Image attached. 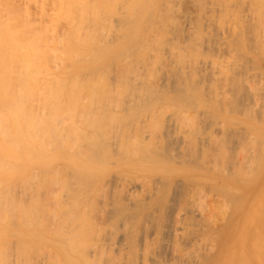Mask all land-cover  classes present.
I'll return each instance as SVG.
<instances>
[{"label": "bare ground", "instance_id": "bare-ground-1", "mask_svg": "<svg viewBox=\"0 0 264 264\" xmlns=\"http://www.w3.org/2000/svg\"><path fill=\"white\" fill-rule=\"evenodd\" d=\"M109 1L0 0V264H264V0Z\"/></svg>", "mask_w": 264, "mask_h": 264}, {"label": "rangeland", "instance_id": "rangeland-1", "mask_svg": "<svg viewBox=\"0 0 264 264\" xmlns=\"http://www.w3.org/2000/svg\"><path fill=\"white\" fill-rule=\"evenodd\" d=\"M119 1V0H118ZM118 1H116L117 2V4H115L114 5V7L115 8H119V6L120 7H123L122 5H121V2H120V5H118ZM172 1V0H171ZM178 1V2H177ZM189 1V2H188ZM198 1L199 0H176V2L178 3V5H177V3L175 2V0H174V2H173V7L172 8H178L177 10L175 9H173L172 10V12H171V14H170V17H169V23H171L172 21H173V23L175 22V24H173V23H171V26L169 25V31H170V28H171V30H173L174 29V31H171L172 32V34H173V37H174V39L176 38V39H180L179 41L181 42L182 40H184L185 39V36L184 35H186L187 34V32L191 29V27H192V25H193V23H194V21H195V18H196V12H197V6H198ZM183 2V3H182ZM113 3H115V1L113 0V2H112V0H111V2L109 1V4H108V7L109 6H112L113 5ZM180 3L182 4V5H180ZM110 4H112V5H110ZM116 5H118L117 7H116ZM171 5V6H172ZM175 6V7H174ZM178 6V7H177ZM113 7V6H112ZM181 7V8H180ZM117 8V9H118ZM192 8V9H191ZM109 9H112L111 7L109 8ZM121 9V8H120ZM120 9L118 10V12H120ZM114 10V9H113ZM112 10V11H113ZM188 10V11H187ZM175 11V12H174ZM178 11V12H177ZM115 12V11H114ZM117 12V11H116ZM122 12V11H121ZM181 12V13H180ZM192 12V13H191ZM175 13H177V14H175ZM116 14H118V13H116ZM179 16V17H178ZM190 17V18H189ZM172 18V19H171ZM179 20V22H178V20ZM181 19V20H180ZM172 20V21H171ZM175 20V21H174ZM178 22V23H177ZM116 24V27L114 26V29H118L121 25H119V23H117V22H115ZM176 23H177V25H176ZM119 25V26H118ZM172 25H174V26H172ZM191 26V27H190ZM112 27V26H111ZM118 27V28H117ZM113 29V28H112ZM187 30V31H186ZM182 33V34H181ZM175 34V35H174ZM184 34V35H183ZM180 35H183V36H180ZM178 36H180V38H178ZM19 191V190H18ZM264 191V190H263ZM264 241V240H263ZM263 246H264V243H263ZM264 249V248H263Z\"/></svg>", "mask_w": 264, "mask_h": 264}]
</instances>
